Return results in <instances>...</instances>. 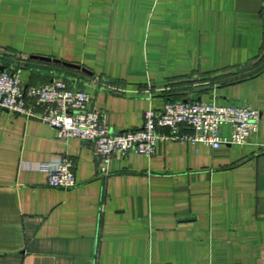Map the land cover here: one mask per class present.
Wrapping results in <instances>:
<instances>
[{"label":"crops","instance_id":"crops-1","mask_svg":"<svg viewBox=\"0 0 264 264\" xmlns=\"http://www.w3.org/2000/svg\"><path fill=\"white\" fill-rule=\"evenodd\" d=\"M0 65L85 90L114 132L168 98L260 112L243 144L160 140L102 174L90 143L0 109V264H264V0H0ZM57 157L71 188L39 168Z\"/></svg>","mask_w":264,"mask_h":264},{"label":"built area","instance_id":"built-area-1","mask_svg":"<svg viewBox=\"0 0 264 264\" xmlns=\"http://www.w3.org/2000/svg\"><path fill=\"white\" fill-rule=\"evenodd\" d=\"M90 101L85 90L70 86L64 79L24 84L18 69L0 70V109L37 117L54 127L60 139L76 137L90 143L102 174L108 173V164L115 153L152 156L160 140L201 142L212 148L243 144L249 133L257 131L260 120L259 110L246 104L218 105L168 98L161 109L144 110L140 127L114 132L103 114L89 107ZM37 107H41L40 112ZM223 125L230 129L227 136L220 133ZM163 128L167 131H162ZM39 168L46 173L50 186L71 188L76 184L74 165L68 157L43 161Z\"/></svg>","mask_w":264,"mask_h":264},{"label":"water","instance_id":"water-1","mask_svg":"<svg viewBox=\"0 0 264 264\" xmlns=\"http://www.w3.org/2000/svg\"><path fill=\"white\" fill-rule=\"evenodd\" d=\"M0 69H1V70H4V67L0 65ZM185 100H186V99H185Z\"/></svg>","mask_w":264,"mask_h":264}]
</instances>
